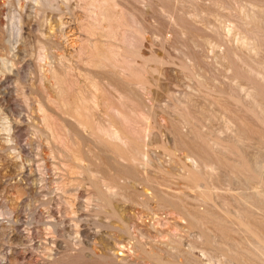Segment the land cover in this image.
Returning <instances> with one entry per match:
<instances>
[{
    "label": "rangeland",
    "instance_id": "1",
    "mask_svg": "<svg viewBox=\"0 0 264 264\" xmlns=\"http://www.w3.org/2000/svg\"><path fill=\"white\" fill-rule=\"evenodd\" d=\"M0 264H264V0H0Z\"/></svg>",
    "mask_w": 264,
    "mask_h": 264
}]
</instances>
